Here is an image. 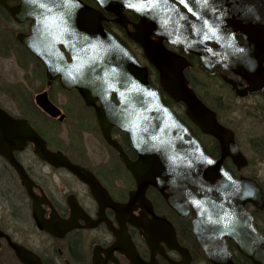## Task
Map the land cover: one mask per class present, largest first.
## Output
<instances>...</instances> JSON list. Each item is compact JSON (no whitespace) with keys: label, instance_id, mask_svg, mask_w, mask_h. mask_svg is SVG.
Segmentation results:
<instances>
[{"label":"water","instance_id":"water-1","mask_svg":"<svg viewBox=\"0 0 264 264\" xmlns=\"http://www.w3.org/2000/svg\"><path fill=\"white\" fill-rule=\"evenodd\" d=\"M5 1L0 0V5L6 7L17 24L26 20L34 23L29 34H18L17 40L44 65L47 85L57 81L64 91H75L84 106L93 109L101 137L118 153L135 181L136 190L130 193L126 205L114 203L86 170L47 150L45 141L26 120L14 119L0 109V156L19 173L22 184L28 188L27 176L15 161L14 153L32 144L39 159L55 168L67 169L86 183L102 206L109 201L106 204L122 219L118 220L121 227L125 222L145 231L143 236L150 247L158 240L177 251L181 260L173 264H190V256L187 250L179 248L172 225L155 215L145 198L148 187L158 192L178 218L193 213L192 238L210 264H234L227 242L251 264H264V236L254 226L255 216L246 209L249 205L264 213L263 194L257 183L246 178L234 179L224 171L223 158L242 161L232 142L233 134L218 124L215 114L189 87L184 78L188 62L163 46L166 40L197 55L200 49L196 35L206 32L204 26L208 24L217 25L219 36L225 37L230 31L258 40L264 36V2L93 0L99 8L95 10L81 0H19L11 8ZM179 6L185 11H180ZM102 11L110 13L114 23L125 30L130 23L126 13L139 18L137 24H131L134 31L129 39L143 50L144 59L157 72L160 91L174 104H182L189 121L219 143V160L204 154L201 144L163 105L160 92L150 85L147 67L141 66L104 30L102 24L106 20ZM250 20L254 22L247 23ZM225 23L231 25L224 26ZM34 98L36 106L48 117L59 122L64 119L46 92ZM113 129L128 137L137 157L135 162L111 137ZM138 207L143 211L139 218H134L131 212ZM124 240L128 242L127 238ZM124 240L121 242L127 247L129 263L151 264L140 260ZM8 246L21 264H41L24 247L13 242H8Z\"/></svg>","mask_w":264,"mask_h":264},{"label":"flooded vegetation","instance_id":"flooded-vegetation-1","mask_svg":"<svg viewBox=\"0 0 264 264\" xmlns=\"http://www.w3.org/2000/svg\"><path fill=\"white\" fill-rule=\"evenodd\" d=\"M5 3L8 7L19 4L18 0H7ZM87 4L96 9L92 1L88 0ZM104 16L108 20L103 23L106 31L112 33L115 39L133 54L131 46L139 50L137 45L129 40L128 34L133 31L130 25L126 31L113 23L111 15ZM127 17L132 24L138 22V18L131 13ZM249 22L254 21H247ZM32 24L29 21L16 24L11 20L6 8L0 5L1 48L13 49V43L17 42L16 34H27ZM216 27V24H208L204 26L207 28L206 32L198 33L197 45L200 50L195 56L167 41H164L163 45L188 61L189 67L186 68L184 76L196 98L215 114L218 124L233 134L232 142L236 151L241 154L242 161L234 162L229 157L223 158L221 163L224 171L234 179L246 178L257 183L263 193L264 202V36L256 40L253 37L245 39L239 33H231L232 38L221 39L215 33ZM35 66L36 73L43 72L41 81L49 97V91L60 87L56 82L51 83V87H46L44 67L38 63ZM18 94H22L21 91ZM2 95L5 96V93ZM16 107L15 114L3 107L0 101L2 110L15 119L20 118L29 123L45 141L47 150L60 157L64 156L71 164L91 174L111 201L122 205L128 203L130 193L136 190L135 181L124 167L118 153L105 144L92 109L78 100L67 110L60 109L65 119L58 123L55 119L50 121L46 114L34 105ZM176 107L181 112L179 118L183 120L189 133L201 143L204 153L213 160H219V143L211 136L203 135L186 118L181 104L174 105L171 102V108ZM76 111L79 115L82 112L84 116L76 117L71 140L66 142L57 138L61 129L58 132L53 130L55 126L52 124L62 125L70 119V114ZM175 113L177 115V112ZM87 122L90 123L89 127ZM89 131L99 134L108 150L105 152L106 160L97 166L90 164L81 149V132ZM111 136L118 141L124 154L135 162L137 157L129 146L127 136L114 129ZM248 153L254 155L253 167ZM14 159L22 166L27 176L28 188L22 184L19 173L0 156V264H21L14 251L9 248L8 242L24 247L38 257L41 264H131L126 256L127 247L121 242L124 238L128 239L131 249L144 263L180 262V254L174 249L171 250L165 242L157 240V244L150 247L143 236L145 231L125 222L121 227L118 220L122 219L107 205L109 201H104L102 206L94 199L86 183L67 169L55 168L39 159L32 144L15 152ZM145 198L150 201L155 215L166 219L172 225L179 248L189 253L190 264H210L192 238L193 213L190 212L185 218H178L151 187L146 190ZM246 209L253 213L254 226L264 235V230L259 225L264 224V213L257 214L249 205ZM142 211L138 207L131 215L139 218ZM227 246L234 264H251L230 242H227Z\"/></svg>","mask_w":264,"mask_h":264},{"label":"rangeland","instance_id":"rangeland-1","mask_svg":"<svg viewBox=\"0 0 264 264\" xmlns=\"http://www.w3.org/2000/svg\"><path fill=\"white\" fill-rule=\"evenodd\" d=\"M7 50V54L4 56L0 55V101L2 102V106L11 110V112H17L16 106H21L23 97L28 98L33 106L35 104L34 98L38 93H42L46 91V88L43 87L40 76L38 75L37 70H35V65L32 61H29L27 57L20 58L17 53L13 54L12 49ZM131 50L134 51L136 56L140 59L141 62L145 63L143 59H141V52L134 46H131ZM21 64H24L22 66ZM155 79L153 75L151 80ZM12 90V91H11ZM21 91L22 94H18ZM5 93V96L2 95ZM51 96V97H50ZM20 98V99H19ZM52 98L54 99V105L61 110L70 108V105L75 104L77 101L75 96L71 93L63 94L62 91L54 87L51 91H49V99L53 104ZM175 112L180 116L181 112L176 108H173ZM70 119L68 118L62 125L58 126L57 124H52L58 132L60 129V134L57 136L59 139H63L64 141L71 140V135L73 133L72 127L77 121L76 117H83L84 114L76 111L73 114H70ZM85 121V120H84ZM51 124V122H50ZM48 124V126L50 125ZM90 123L87 122V127H89ZM51 134L49 135V137ZM81 149L86 154V158L89 159L90 164L93 166H97L100 163L106 160L105 152L108 150L104 147L103 142L101 141L99 134L93 132H81ZM85 145V146H84ZM248 158L253 162L254 155L248 153ZM255 166V162H253L252 167ZM264 230V224H259Z\"/></svg>","mask_w":264,"mask_h":264},{"label":"trees","instance_id":"trees-1","mask_svg":"<svg viewBox=\"0 0 264 264\" xmlns=\"http://www.w3.org/2000/svg\"><path fill=\"white\" fill-rule=\"evenodd\" d=\"M83 1H87L88 2V0H83ZM16 49H17V55L20 57V58H22V56L24 57V56H29L25 51H23L20 47H16ZM7 54V50H6V48L5 47H3V48H1V46H0V55L1 56H5ZM29 57H31V56H29ZM22 66H24V64H21ZM151 75H153L152 73H151ZM150 82H152V85L154 86H156V84H157V81H156V78L155 79H153V80H151ZM20 99V98H19ZM20 101H22L23 103H21V105H29V104H32V102L28 99V98H25V97H23L22 99H20ZM166 105H168L169 107H170V105H171V103L168 101V99H165L164 101H163ZM181 119V118H180ZM181 121L183 122V120L181 119ZM184 123V122H183ZM258 214V213H257ZM260 216V215H259Z\"/></svg>","mask_w":264,"mask_h":264},{"label":"snow or ice","instance_id":"snow-or-ice-1","mask_svg":"<svg viewBox=\"0 0 264 264\" xmlns=\"http://www.w3.org/2000/svg\"><path fill=\"white\" fill-rule=\"evenodd\" d=\"M208 163H211V161H208Z\"/></svg>","mask_w":264,"mask_h":264}]
</instances>
